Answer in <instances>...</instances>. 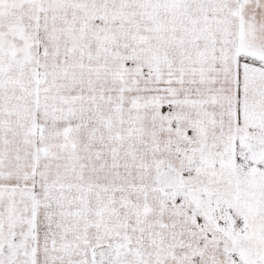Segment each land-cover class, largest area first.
Returning a JSON list of instances; mask_svg holds the SVG:
<instances>
[{
  "label": "snow or ice",
  "instance_id": "6c2138e0",
  "mask_svg": "<svg viewBox=\"0 0 264 264\" xmlns=\"http://www.w3.org/2000/svg\"><path fill=\"white\" fill-rule=\"evenodd\" d=\"M0 264H264V0H0Z\"/></svg>",
  "mask_w": 264,
  "mask_h": 264
}]
</instances>
